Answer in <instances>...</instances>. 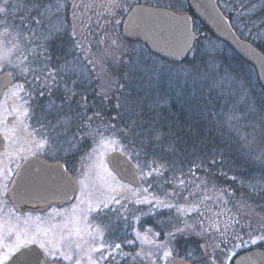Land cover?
I'll return each mask as SVG.
<instances>
[{
    "label": "rangeland",
    "instance_id": "obj_1",
    "mask_svg": "<svg viewBox=\"0 0 264 264\" xmlns=\"http://www.w3.org/2000/svg\"><path fill=\"white\" fill-rule=\"evenodd\" d=\"M243 1H247V6L251 11L252 6L250 5H253V3L255 4V6H259L255 3V0H229V6L233 9V11L236 9V7H238L240 10L242 7L241 3ZM48 3L50 7L46 14V18L44 19V23L39 27L33 26L36 35L34 37H29L28 34L25 33V43H28V48L30 49V51H23V56L24 54H27V60L21 64L20 60L23 59L21 50H13L10 55H5V58L3 60H0V64H3V67L0 68V74L3 72L12 73V84L24 83V78L21 77L20 69L25 67L36 69L37 67H39L45 53L44 49L42 47H38V45H47L50 40H53L50 38L49 40L45 41L44 37L48 35L49 32H55L57 29H59L60 32L66 30L65 32L69 34L72 32V29L74 27L76 40H80L86 37V40L84 41L85 50L73 47L75 41L70 36V40L72 41V51L75 54V60H72L70 62L69 68L80 66L78 60H82L83 64L86 65L87 68H89V73L93 75L94 83L98 86V89L103 97L105 93L109 95L112 86L114 88L116 87V84L118 82L117 79L118 77L120 78L119 75L122 73L121 65L126 62L123 53L121 52V44L123 43L122 41L128 42V44L126 45L127 51L129 52V54L131 53L130 50L132 48L129 47L131 46L130 43L133 42L128 41L123 36L121 28L123 18L126 15L128 9L136 3H144L151 6L165 7L174 9L176 11L185 12V7L187 4L186 0H48ZM60 4L69 5V13H67L69 21H65L67 24H62L57 20V18L54 19L53 16H51L57 11V5ZM221 4L222 0H219V9L224 16H228V12L224 10ZM18 5L19 0H10V8L7 17L9 28L13 27L14 20L18 21L19 15L21 13L27 15L23 8H19L18 12L16 11ZM73 5H78V7L74 8ZM60 8L63 9V7ZM252 12L254 13V11ZM256 17L257 16L254 13L253 19H255ZM245 19L248 18L245 17ZM62 25L63 27H61ZM64 25H66V27H64ZM234 29L236 30V28ZM249 29V35L251 36H246L250 38L252 43L254 42L261 44L264 48V30L260 31L258 29V20L256 21L255 27L249 25V28H246L245 32H249ZM3 31L4 29L0 27V32ZM194 31L198 37L196 46H204L201 49H203L206 53L214 54V56H211L213 57V60L219 58L218 54L220 53V50L222 51L223 49L221 43L218 42L215 38L209 37L207 35L209 33L201 31L200 29H198V27L194 28ZM258 33L260 34L259 38ZM14 36V32L12 33V35L7 36L6 38L0 36V53H8V50L12 48V44L10 43V41H13ZM113 41H115L116 43L113 44ZM31 48L36 51L35 53H40L39 59L33 58V51L31 50ZM60 48L62 49V46ZM64 49H68L67 51H70L69 46L64 47ZM194 50L191 51L189 56L186 58L187 61L184 60L185 63L181 64L182 68L183 66L187 65L185 66V69L188 70L187 73H189L193 65L197 67V65H195V63H192L191 60ZM85 57H87L89 60H92L93 63H88ZM8 59H11V64L7 63ZM50 65L49 67L56 66L55 64L51 66ZM157 66H159L158 68L163 73L166 72L167 74H170V72L174 71V74L178 75V73L180 72L179 65L158 64ZM151 71H154V69H152ZM247 71V76L244 77V79L247 82L246 84L248 85V90L253 95L257 96V99L262 107L261 112L256 117L259 122L249 124H253L252 126H255L257 129H259L260 122L264 121V95L261 91V88L256 83L257 81L255 76L257 77V74L254 71V68L249 65ZM27 80L29 82L32 81V74L27 75ZM204 80L206 81V79ZM197 81L198 80H196L195 82ZM220 82L226 81L220 80ZM12 84L5 91V93L9 92V90L12 88ZM25 89L27 91H32L28 83H25ZM12 90L14 91V89ZM116 90L117 88H115V91ZM32 95L33 98L30 101V104L32 108L35 109L34 106L36 104V101H39V99L41 100V97L38 96L35 92H33ZM24 99H27V97L25 96ZM4 101L5 96L3 95L1 96L0 102ZM105 101L108 100L105 99ZM22 103V100H16L9 97L5 103V107L8 109V111H11L13 107L22 106ZM55 109L56 107L53 110ZM43 110L47 111L48 109ZM43 110L36 109V115L39 116L41 111ZM50 110L51 109H49V111ZM249 111V107L248 111L246 107H242V110H240L239 113L235 114L239 116L242 112L244 115H246ZM46 121L48 120H43L42 122L47 125ZM226 121L229 124L228 118L226 119ZM236 122V120H232V123L234 125L231 124L230 127V131L235 135V137L238 138V133L240 136H244L252 131V128L247 129L249 127H242L241 129L236 127ZM50 123L52 122H49V124ZM31 124L38 127L35 117L32 119ZM57 124H54L53 121V124H51V126L53 127H50L49 130H56ZM62 124L63 126L66 125V123L64 122L61 123V125L59 124V133H61L60 127L62 126ZM96 125L97 122H94L92 124V128H94V126ZM16 126L17 124L15 116H7L6 124H0V137L3 139V131L5 128L12 129ZM49 130L47 128L42 130V132H44L49 137V145L44 150H36L35 156L45 158L49 161H57L62 163L64 167L68 169L67 172L76 180L78 184L79 188L76 196H80L81 192L91 193L92 207H95V202L97 199L107 198L109 193L106 191V188L109 184L112 183L111 176H108L99 167L100 162L103 161L104 163H106V156L109 153L119 151L121 142L119 144H113L112 141L119 139L113 135L106 134L103 135V144H101V137L97 138L92 144H85V142L83 143V140H80V137L82 136H79L77 140H70L71 138L69 137L70 135L68 133H66L65 135L61 134L63 137L60 138L53 136V139L55 138V141L51 142L50 138H52V134ZM77 132H81V130H78ZM39 138L40 137L38 135L36 139ZM32 139V137L27 136L22 130H20L16 133L12 140L4 141L3 151L0 152V169H2L0 170V251L8 250L10 247L14 253L16 251L15 246L18 243L17 234H19L20 242H23L24 239H26L28 236L33 235L39 229L41 231L48 232L47 236L42 235L40 239L50 242L49 246H52L53 242L57 247L61 246V244L67 246L68 243H72L74 246L75 242H80L83 244L84 251L86 252L88 244H84V241H88L89 243H91V236L96 235V233L92 230L99 228L104 231L106 240L114 242H122L129 239L134 240V245L123 244V251L131 253L133 256L137 252H139L140 256L136 259H132L131 257H129L121 261L123 262V264H153L154 260L155 264H163V262L159 260L158 257L162 256L163 251L167 248H171V245L174 244H171V242L174 240L168 238L166 236V233L167 231L173 230L175 217H177L176 215H190L196 213V208H199V205H201L199 209L200 212H202V205L205 202L211 201L210 204H214L218 199L211 198L206 200L205 198H201L198 201V206H182V211L180 212H178L176 208L168 209L160 207L156 209L154 214L149 212L152 205L134 204L127 201H122V203L126 204L130 220L132 219L133 215L141 217L140 222L138 224H135V227L142 234V240L135 239V235L131 227L125 228L123 209H121L118 205H112V208L115 209L114 211L106 210L100 215H97L95 212L88 213L91 228L85 229V231L82 232L83 240H79V238L75 235V229H84L85 225L83 223L75 222L73 220V217H79L80 215H82V209L83 213H87V204L81 205L79 201L74 198L73 201L69 204L55 207L50 206V208L42 212L17 214L13 211L10 204L7 203V200L4 198V194L6 193L5 184L11 178V176L9 177L4 170L11 167L13 173L18 168L17 165H19L23 159L28 158L29 156H33L32 151L34 150V146L30 143ZM249 141H251V137H249ZM84 145L85 148L83 149ZM242 146L245 148V150H247V158H249L250 160L253 159V161H255V167L250 172L252 174L248 176L249 178L244 180L245 183H242L240 186L237 185L239 188L237 187L233 194V205L236 209L238 208V210L241 211H237V214L241 217V228L243 227V230L241 231L244 235H237L239 236V239H237V237L233 238L232 241L229 242L230 250L226 251L223 256H219V261L221 262L222 260H226V264H229L230 260L228 259V256L232 253H236L237 255L240 252L246 251L251 248L264 247V240L260 238L264 236V139L258 138L254 142H244ZM131 161L134 165L137 164L133 160ZM150 170L151 169L143 167L144 172H148ZM158 179L159 178L156 176L149 177L146 181H141L142 184L140 187L132 188L139 192L141 199L145 197H147L148 199L158 197L160 200L169 203L168 200L159 195V192L157 190L159 186H154V181L156 180L155 182L157 184L159 181ZM145 188L148 189L147 192L144 191ZM125 194L130 195L128 193ZM130 198L132 200L136 199V197ZM225 212L227 213V211H222L218 214L220 215V217H225ZM141 213L149 214L147 216H142ZM229 214L230 213H228V215ZM233 216L234 215H232V217ZM159 217L165 218V220L163 221V225L160 223ZM208 218L206 219L207 224H213V222L217 223L218 218L216 216L213 215L211 219ZM229 218L230 217L228 216L227 219L225 217L226 221L228 220L229 222ZM65 222H67V228L64 230L63 235L69 236V234L71 233V236L70 239L61 241V229L65 227ZM149 228L152 229L151 232L147 231ZM155 233H160L159 236H162V240L159 236H156ZM185 235L186 234H184L183 236ZM179 238H181V236H178V239ZM189 239L190 240H183V243L191 241L192 239H194V237H189ZM253 239L256 240V243H252ZM241 241L244 242V246L235 247V245L241 244ZM96 243H99V240H97ZM34 245H37L39 247L38 243ZM157 245H164L165 247L157 248ZM201 245V250L203 252L210 251V249L208 248L209 242L205 241V243ZM171 249L173 250V248ZM42 251L44 252L43 249ZM173 256H175L174 250ZM208 258L210 259V257ZM192 260H194V258H190V260H187L186 262L189 264H199V261L193 262ZM112 262L113 261H111L110 259L109 261H106L105 264H113ZM209 262L213 264V260H210ZM61 264H64V262H61ZM82 264H87V260L85 259L84 261H82ZM215 264H219V262L215 261Z\"/></svg>",
    "mask_w": 264,
    "mask_h": 264
},
{
    "label": "trees",
    "instance_id": "obj_2",
    "mask_svg": "<svg viewBox=\"0 0 264 264\" xmlns=\"http://www.w3.org/2000/svg\"><path fill=\"white\" fill-rule=\"evenodd\" d=\"M255 3L259 6H255L254 3L250 6H252V11H254L256 16L260 17L258 20V29L263 31L264 27L260 25L264 23V0H255ZM241 4L247 6V1H243ZM235 10L237 11L239 8L236 7ZM185 11L188 12L187 4ZM67 13H69V5L63 7V9L60 7L57 8V11L51 16H53L54 19L57 18L60 23L67 24L65 22L69 21ZM225 17L229 21L233 20V17L230 16L229 13L228 16L226 15ZM64 27H66V25H64ZM194 27H198L201 31L207 32L196 19L194 20ZM233 30L239 39L249 43L264 55V48L261 44L252 43L250 38L247 37L248 35L245 37L234 28ZM207 35L212 37L210 34ZM70 39V35L62 31L55 39L49 41L47 48L52 57L51 65H62L67 61L70 67V62L75 60V54L72 51V41ZM122 42L121 52L126 62L121 65L122 73L119 75L120 78L118 77V82L115 87L117 90L115 91L113 86L110 89L109 96L113 98L105 101L98 86L94 83L93 75L89 73L90 70L87 67L85 73L87 79H85L83 84L76 90L87 97L90 105L88 115H92L94 111H99L101 113V116L97 118L95 122H97V125H100V132L103 135H113V133L106 130L107 124H101V120L115 124L116 129L128 130L127 137L123 139H121L120 135H113L120 140L121 145H125L126 141L131 139L136 141L135 147H137V149L139 148L141 140L148 145L145 150L146 154L141 153L139 157H134L132 159L135 163L147 169H150L149 165H153V161H155L153 167L161 164L167 165L165 169H162L163 175L158 177V183L156 184V180L154 181V186H159V188H157L159 195L168 200L169 203L177 204L181 207L186 205L198 206V201L201 198H205L206 200L218 198L217 202L214 204H210L211 201L205 202L202 205V212H196L190 215H176L177 217H175L173 225L176 224L183 227L184 225L180 222L184 221L192 225V228L186 230L185 236H183L184 234L177 233L175 239H173L174 241L171 242V244L174 243L171 245V248H173L175 256L185 261L190 260L185 254L191 253V257L194 258V260H192L193 262L199 261V259L196 258H206L207 256L208 264H212L209 261L214 259L219 262V264H226V260L219 261V256H223L226 251L230 250L229 242L232 241L233 238L240 234L242 236L244 235L241 231L243 230L240 223L241 217L237 214V211H241H239L238 208L236 209L233 205V194L238 187L237 185L240 186L242 183H245L244 180L249 178L248 176L252 174L250 172L255 167V161L247 158V150L242 146L244 142L231 133L230 127L231 124H233L232 121H228V124L226 119L230 112L235 111V113H239L242 107H246L248 111L249 107L250 111L245 115L247 120L243 121V123L246 125L259 122L256 117L259 115L262 108L257 96L249 92L248 85L246 84L247 82L244 79V77L247 76V68L249 65L237 57L220 41L218 42L221 43L223 49L222 51L220 50L218 54L219 58L215 60L211 57L214 56V54L206 53L201 49L204 46H195L191 60L192 63L197 65L196 68L199 69L200 73L208 74L209 79L205 81L203 78H193V66L189 73H187L188 70L185 69L187 65L184 64L185 66H183V68L181 67V64L185 63V61L177 64L162 61L156 56L148 53V51L138 43H130L131 46L129 48L132 49L129 54L126 46L128 42ZM61 46L62 49L60 48ZM66 46H69L70 51L64 49ZM31 50L33 51V58L39 59L40 53H35L36 51L32 48ZM26 55L27 54H24V56ZM81 61L82 60H78V63ZM158 64L179 65L180 72L178 75L174 74V71L170 72V74L166 72L163 73L158 68ZM152 69H154V71H151ZM78 75V73L74 75L71 71H66L61 75L62 79L61 77H57L60 81L61 89L55 90L51 96L45 95L41 97V100L39 99V101H36L34 106L35 110H46V106L49 102H54L51 110H47L48 114L46 118L43 119L48 120L46 121L47 125L53 124V121L54 124H57L58 119L67 125L63 126L62 124L60 127L61 133L58 132L59 124H57L56 130H49L50 127L47 128L52 134V138H50L51 142L55 141L53 136L60 138L63 137L62 135L68 133L71 138L70 140H77L79 136H84L85 134L82 130L81 132H77V123L73 120L75 115L74 110H78L76 101H79L81 96L77 95L73 98L71 108L67 104H63V87L65 85L72 87L71 81L77 79ZM255 78L257 81L256 83L261 88L258 78L256 76ZM196 80L198 81L195 82ZM220 80H225L226 82H220ZM209 84L212 85L211 88ZM261 91L264 95L262 88ZM116 97L119 98V103L121 104L119 109L113 107L116 103ZM61 104H63L62 111L57 108V106ZM55 107L56 109L53 110ZM117 111H119L121 115L113 119ZM49 122L52 123L49 124ZM97 125L94 126V128H96ZM235 126L240 129L242 128L239 122H236ZM251 126L247 129H251ZM65 129L67 130L65 131ZM150 134L153 136L158 134L159 139L154 140L152 144H148V137ZM99 137L100 136L97 135L96 139ZM84 142L85 144H92L93 140L91 138H84L83 143ZM170 145L175 147V153L170 150ZM193 145H195L197 149V155L211 153L213 150L222 152L226 164L222 168L218 165L216 168L212 169L211 176H205V173L198 169L196 170L195 176L199 179H195L194 183L189 185L186 189L177 187L180 179H192L188 174V164L189 160L194 157H190L187 154L192 152ZM84 148L85 145L83 149ZM180 160H183L182 164L179 162ZM172 161H175L174 169L170 163ZM221 171L227 173V175H221ZM233 176L236 177L235 180L229 179ZM204 180H206L207 183L201 184V181ZM173 192H178L179 195L171 197L167 195ZM186 197L187 199H185ZM200 207L201 205H199V208ZM222 211H227V213L225 212V217L226 219L227 216L230 217L229 222L228 220L226 221L224 216L220 217L218 214ZM228 213L234 216L232 217V215H228ZM210 215L211 217L214 215L218 218L217 223H206L208 217L211 219ZM164 220L165 218L159 217V221ZM201 222L204 230L202 236L195 234L201 232ZM217 228L219 231H217ZM178 236H181V238L178 239ZM192 236L194 239L183 243V240H190L189 237ZM159 237L162 240V236ZM205 241L209 242V252H203L201 250V244L205 243ZM258 248L264 249V247ZM208 257H210V259ZM231 261L232 259L229 264ZM112 263L115 264V262ZM120 264H123V262H120Z\"/></svg>",
    "mask_w": 264,
    "mask_h": 264
},
{
    "label": "snow or ice",
    "instance_id": "obj_3",
    "mask_svg": "<svg viewBox=\"0 0 264 264\" xmlns=\"http://www.w3.org/2000/svg\"><path fill=\"white\" fill-rule=\"evenodd\" d=\"M221 6L224 8L226 12H228L232 17L233 20L229 21V27L236 28L237 31L241 33V35H249V32H245L246 28H249V25L256 26V21L260 19V17H256L253 19L254 13L250 10L248 6L241 7L240 10L233 11V9L229 6V0H222ZM49 3L48 0H19V5L16 9V11H19V8H23L24 11L27 13V15L20 14L18 21H13V27L9 28L8 25V13L10 8V0H0V27L4 29L3 32H0V36L7 37L9 35H12V33H15V36L13 38V41H10L12 44V48L8 50V53H0V60H3L5 58V55H10V53L13 50H21V55L23 56L24 50H29L28 43H25V33L28 34L29 37H34L36 35L35 29L33 26L39 27L44 23V19L46 18V14L49 10ZM57 7H67L66 4H60L57 5ZM73 7H78V5H73ZM247 17L248 19H245ZM261 27H264V23L260 25ZM63 27V25L61 26ZM66 31V30H65ZM57 35H60V30L57 29L55 32H49L48 35L44 37L45 41L51 39H55ZM69 35L73 38L75 43L73 44V47L80 48L82 50H85L84 48V41L85 38H82L80 40H76V33L75 28L73 27L72 32L69 33ZM260 34L258 33V38ZM189 41H191V44H189ZM198 42V37L195 34L194 30H190L187 26V23L185 22V31L182 39L178 42V49L183 50L185 52L193 51L195 49V46ZM116 42L113 41V44ZM38 47H42L44 49V58L40 62L39 67L36 69H30V68H21L20 74L21 77L24 78V83H17L12 84V88L9 90L8 93H5V101L0 102V124H6L7 116H15L16 124L17 126L12 129L5 128L3 131V141H10L14 138L17 132L22 130L27 136L32 137L33 139L30 141V143L34 146V150L32 151V155H36V150H44L49 145V137L42 132V130L53 127L51 125H45L42 121L47 116V111H42L39 116L36 115L35 109L32 108L30 101L33 98L32 93L35 92L38 96L43 97L45 95L51 96L55 90L61 89L60 81L57 79V77H61L62 73H65L66 71H71L74 75L79 74L77 79H73L71 81L72 87H68L65 85L62 89L64 101L63 104H67L70 108L73 103V98L77 95L81 96V99L79 101H76L78 110H74L75 115L73 117V120L77 123L78 130L84 131V136L80 137V140H83L85 137L91 138L93 142H95L97 135L101 137V144H103V134L100 132V125H97L96 128H92V124L101 116V113L99 111H94L92 115H88V109L90 107L87 97L83 96L81 93H79L76 89L83 84V81L87 79L85 73H86V65L83 64V62H80V66L69 68L68 62L65 61L62 65H57L53 67H49L51 63V54L47 48V45H38ZM88 63H93L92 60H89L87 57H85ZM27 60V56H23V59L20 60V63H24ZM7 63L11 64V59L7 60ZM3 67V64H0V68ZM32 74V81L29 82L27 80V75ZM192 74H194L193 78H203V79H209L207 73H200L199 69H197L194 65L192 68ZM12 73H8L7 76L10 77ZM11 81L7 80L5 81V87L10 84ZM25 83H28L32 89V91H27L25 89ZM209 87L211 88L212 85L209 84ZM14 89V91L12 90ZM27 97V99H24V97ZM11 97L16 100H22V106L13 107L11 111H8V109L5 107V103L7 99ZM104 98L106 100L112 99L113 97L109 96L107 93H105ZM116 103L113 105L116 109H119L121 107V104L119 103V98L116 97ZM54 102L50 101L49 104L46 106L47 109H51L53 107ZM63 104L57 106V108L62 111L63 110ZM22 108V111H21ZM120 112L117 111L116 116L113 117V119H116L117 117H120ZM215 115V113H214ZM35 117L36 124L38 127L33 126L31 124L32 119ZM228 120H236L237 122L241 123L242 127H249L250 124L245 125L243 121L247 120V117L241 112L239 116L235 114V111H232L228 114ZM62 121L58 119V124H61ZM101 124H107V131H110L113 133V135H120L121 139L127 137L128 130L127 129H116L115 124L108 123L106 121L101 120ZM67 129H65L66 131ZM39 135V139H36V137ZM249 137H251V141H249ZM258 138L264 139V121L260 122V127L257 129L255 126H252V131L250 133H247V135L240 136L238 133V139H240L243 142H254ZM159 139V135H149L148 137V144H152L154 140ZM113 144H119V140L112 141ZM136 141L134 139L127 140L125 145H121L119 148V151L121 155H126L127 159L131 161L134 157H139L141 153L146 154V148L148 145L144 143L143 140H141L139 148L135 147ZM170 150L172 152H176V149L174 146L170 145ZM187 151V150H185ZM197 149L195 145L192 147V152L188 153L187 155L190 157H194L189 160L188 164V174L192 177V179L185 180L180 179L179 184L177 187L181 188H187L189 185L194 183L195 179H199L195 176L196 170H202L205 173V176H211L212 175V169L216 168L218 165L221 166V168L226 164V160L223 158V153L218 150H213L211 153H203L200 155H197ZM181 164L183 163V160L179 161ZM172 164L173 169L175 168V161L170 162ZM153 165H155V161H153ZM153 165H149V168L151 169L148 172L143 171V167L140 164H136L133 166V180H139V181H146L149 177L156 176L161 177L163 175L162 169H165L167 165L161 164L159 166L153 167ZM19 168L20 166L17 165ZM99 167L103 170L104 173H106L108 176H111L112 183L109 184L106 188V191L109 193L107 198L104 199H97L95 202V207H92V195L91 193H85L81 192L80 196H76L75 198L79 201L81 205L87 204L88 209L87 213H83L82 209V215L79 217H73V220L78 223H83L85 225L84 229L77 228L75 229V235L79 238V240H83L82 232L85 231V229L91 228V225L89 223V216L88 213L95 212L97 215H100L104 213L106 210L114 211L115 209L112 208V205H118L121 209H123V219L125 221V228L131 227L132 231L135 235L136 240H142V234L137 230L135 227V224H138L140 222L141 217L133 215L132 219H129L128 216V209L126 207V204L122 203V201H127L129 203L134 204H149L152 205L149 212L154 214L157 208L163 207V208H176L178 212L182 211L181 206L177 204L167 203L165 201L160 200L158 197H153L152 199H148L147 197L141 199L140 194L138 191L133 189L129 184H123L121 183V180L123 177H121V180H118L116 175L113 174V170L117 167L115 163H113V168L109 169L108 165L104 163L103 161L100 162ZM2 170V169H0ZM10 177L12 175V169L9 167L8 169L4 170ZM65 172L68 171L67 168L64 169ZM182 171V169H181ZM223 176H226L227 173L221 171L220 173ZM18 176H20V173H17ZM229 179L235 180L236 177H230ZM18 186H19V182ZM82 183V182H81ZM207 181H201V184H206ZM67 186L68 190H65L63 192V196L67 199H72L74 193L76 192V182L73 180L72 177L67 178ZM199 187V185H198ZM145 192L148 191L147 188L144 189ZM226 191V190H222ZM125 193H128L130 195H126ZM16 190H14V199L16 196ZM22 195V193H20ZM168 196H178V192H173L170 194H167ZM130 197H136V199L132 200ZM187 199V197L185 198ZM197 213L200 212V209L196 208ZM149 213H141L142 216H147ZM160 223L163 225V221H160ZM184 226L181 227L179 225H173L172 231H167V237L170 239H174L177 233L185 234L186 230L191 229L192 225L187 224L184 221L180 222ZM238 223V221H237ZM67 228V222H65V227L61 229V237L60 240H68L70 239L71 233L69 236H64L63 232ZM96 233V235L91 236V243L88 241H84V244H88L86 252L84 251L83 244L80 242H75L74 246L72 243H68L67 246H64L61 244V246L57 247L55 246V243H52V246H49L48 241L41 240V236H47V231H41L37 230L33 235L28 236L26 239L23 240V242H20L19 240V234H17V240L18 243L15 246L16 252H18V255L13 254V251L9 247L8 250L0 251V264H8L10 261L11 264H61V262H64V264H82V261L85 259L87 260V264H105L106 261L115 262V264H120L121 261L131 257L132 259H136L140 256V253L137 252L134 256L131 253H127L123 251V244L127 245H134V240L129 239L122 242H114L110 240L105 239V233L103 230L96 228L92 230ZM148 232H151L152 229L149 228L147 230ZM217 231L219 229L217 228ZM204 230L202 227L201 222V232L195 233L196 235H203ZM191 234V233H189ZM223 234V233H221ZM11 235V234H10ZM156 236H159L160 233H155ZM262 240H264V236L260 237ZM237 239H239V236H237ZM99 240V243H96V241ZM39 244V248L43 249L44 252L41 254L37 251V249L29 248V244ZM252 243H256V240L253 239ZM244 246V242L241 241V244L235 245V247H241ZM23 247L25 251H20V248ZM74 247V251H73ZM164 245H157V248H163ZM84 253V254H81ZM98 254V255H96ZM186 256L189 258L191 257V253H186ZM236 255V253H232L228 256V259L231 260ZM159 260L163 262V264H180V261L176 258H173V250L171 248H167L163 251L162 256L158 257ZM199 259V264H208V260L206 258H196ZM153 264H155V260L153 261ZM213 264H215V261L213 260Z\"/></svg>",
    "mask_w": 264,
    "mask_h": 264
},
{
    "label": "water",
    "instance_id": "obj_4",
    "mask_svg": "<svg viewBox=\"0 0 264 264\" xmlns=\"http://www.w3.org/2000/svg\"><path fill=\"white\" fill-rule=\"evenodd\" d=\"M190 12H177L163 7L148 6L145 4L133 5L122 21L123 36L131 42H139L147 48L154 56L170 63H180L184 61L191 51L179 50L177 45L182 39L185 31V22L190 30L193 28V19L206 28L212 37L226 44L238 57L250 64L257 73L259 83L264 91V55L256 50L249 43L240 40L229 27L228 21L218 8L216 0H187ZM191 44V41H189ZM7 72L0 74V98L4 90L12 84L11 76ZM11 83L5 87V81ZM3 139L0 137V149L3 148ZM109 169L113 168V163L117 167L113 173L121 182L139 187L140 181L133 180V166L126 155H121L119 151L111 152L106 157ZM64 165L60 162H51L36 156L25 159L9 187V200L15 210L22 207H42L50 203L71 202L78 191L76 180L64 171ZM72 177L76 182V192L72 199L63 196V192L68 190L67 178ZM19 182V186L18 183ZM14 190L16 196L14 199ZM22 193V195L20 194ZM29 248L42 250L30 245ZM20 251H25L21 248ZM18 252L14 253L18 255ZM180 264H187L177 257ZM8 264H11L9 261ZM231 264H264V250L252 249L241 253L235 257Z\"/></svg>",
    "mask_w": 264,
    "mask_h": 264
},
{
    "label": "flooded vegetation",
    "instance_id": "obj_5",
    "mask_svg": "<svg viewBox=\"0 0 264 264\" xmlns=\"http://www.w3.org/2000/svg\"><path fill=\"white\" fill-rule=\"evenodd\" d=\"M9 88V87H8ZM7 90V89H6ZM5 90V91H6ZM4 91V93H5ZM3 151V148L0 149V152ZM31 157V156H29ZM28 157V158H29ZM39 157V156H38ZM41 158V157H40ZM26 159V158H25ZM45 159V158H44ZM24 160V159H23ZM22 160V161H23ZM21 161V163H22ZM20 163V164H21ZM19 164V166H20ZM18 168L16 169V171H14L11 175V178L9 179V181L5 184V188H6V193L4 194V198L7 200V203L10 204L11 208L13 209V211L17 214H21V213H37V212H42V211H45L47 210L48 208L51 207H55V206H63L65 204H69V203H50V204H47V205H44L42 207H22L19 209V211L15 210V208L12 206V204L10 203V200H9V194H8V190H9V186L13 180V178L15 177L16 175V172H17Z\"/></svg>",
    "mask_w": 264,
    "mask_h": 264
}]
</instances>
